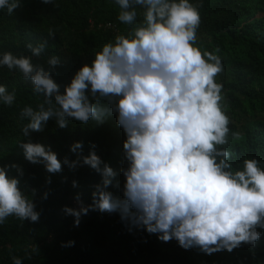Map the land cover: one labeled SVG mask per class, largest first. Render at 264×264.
<instances>
[{"label":"clouds","instance_id":"obj_1","mask_svg":"<svg viewBox=\"0 0 264 264\" xmlns=\"http://www.w3.org/2000/svg\"><path fill=\"white\" fill-rule=\"evenodd\" d=\"M42 2L54 5V0ZM115 3L121 23L136 24L137 6L144 10L143 21L127 37L120 35L105 44L63 92L51 73L32 61L41 56L47 41L28 43L31 56L11 52L0 56V66L18 70L32 82L33 93L44 98L38 110L22 109L21 118L29 121L22 128L25 136L43 131L50 119L65 128L68 119L102 123L111 113L126 135L122 198L107 191L116 173L92 151L83 157V164L102 177L92 193L93 202L84 206L77 195L79 207L65 206L63 212L75 218V226L90 209L118 212L130 231L145 229L164 242L176 239L184 249L198 248L209 255L232 252L243 244L254 246L261 236L257 229H264V168L254 158L245 159L236 170L230 163V120L221 104L222 85L215 82L223 68L218 56L194 46L198 8L189 0ZM19 7L20 0H0V9L9 15ZM60 62L51 56L46 63L55 67ZM15 98L14 91L0 85V103L11 106ZM102 100L107 107L101 106ZM231 137L241 139L239 132H231ZM20 147L32 164H43L48 173L62 171L57 154L42 144L29 140ZM82 147V142H76L70 150L76 153ZM63 164L74 169L78 161L65 157ZM11 167L20 171L17 165ZM72 184L77 186L76 181ZM18 185L19 180L9 179L7 168L0 167V224L9 216L39 221L35 204ZM12 264L22 261L13 257Z\"/></svg>","mask_w":264,"mask_h":264},{"label":"trees","instance_id":"obj_2","mask_svg":"<svg viewBox=\"0 0 264 264\" xmlns=\"http://www.w3.org/2000/svg\"><path fill=\"white\" fill-rule=\"evenodd\" d=\"M189 2L200 14L194 46L202 53L212 52L222 64L215 82L222 85L221 104L230 120V163L236 170L242 168L245 159L254 158L264 168V0ZM119 11L115 0H54V5L20 0V7L11 15L0 9V56L5 52L31 56L28 43L35 46L47 41L44 52L32 61L43 65L63 92L74 74L91 65L105 44L114 43L120 35L127 37L143 21L140 6L136 7L134 25L121 23ZM107 23L116 30L99 27ZM50 31L53 36H49ZM51 56L59 57L60 64L49 66L46 62ZM0 85L16 96L11 106L0 103V167L7 168L9 179L19 180L21 192L40 213L38 222L9 216L0 224V264H12L13 257L20 258L22 264H264V229H257L261 236L254 246L243 244L232 252L209 255L198 248L184 249L176 239L164 242L159 234H149L145 229L130 231L118 212L90 209L75 226V218L66 215L63 208H78L77 195L84 206L91 205L95 186L102 183L101 175L83 164V157L92 151L116 173L107 191L122 198L126 135L116 114H106L102 123L90 119L81 124L68 119L65 128L50 119L43 131H30L25 136L22 128L29 121L20 113L29 106L38 110L44 98L33 93L30 80L6 66H0ZM101 106L107 107L106 102L102 100ZM231 132H239L241 139L233 140ZM29 140L56 153L62 171L48 173L43 164L27 161L20 144ZM76 142H82L83 147L73 153L70 149ZM65 157L78 161L77 167L70 169L63 164Z\"/></svg>","mask_w":264,"mask_h":264},{"label":"built area","instance_id":"obj_3","mask_svg":"<svg viewBox=\"0 0 264 264\" xmlns=\"http://www.w3.org/2000/svg\"><path fill=\"white\" fill-rule=\"evenodd\" d=\"M100 28H107V29H109V30H112V29H115L116 30V26H114V25H112L111 23H107V24H105V25H100L99 26Z\"/></svg>","mask_w":264,"mask_h":264}]
</instances>
